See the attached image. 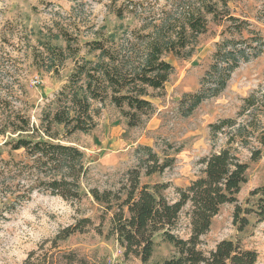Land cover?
Instances as JSON below:
<instances>
[{"label": "trees", "instance_id": "trees-1", "mask_svg": "<svg viewBox=\"0 0 264 264\" xmlns=\"http://www.w3.org/2000/svg\"><path fill=\"white\" fill-rule=\"evenodd\" d=\"M134 0L130 4L112 2L108 9L120 22L108 34L105 27L93 40L82 46L71 47L66 32L54 37L66 42V49L44 44L48 58H34L45 72L58 73L64 61L71 59L74 69L66 83L46 104L40 119V127L30 119L15 113L12 132L18 138L4 145L11 152L23 150L24 160L0 159V198L8 193L17 195L14 202L28 199L38 189L68 202H80L91 196L104 208L109 219V235L116 238L126 259L137 258L149 264L157 241L175 248V254L153 264H257L258 254L244 249L231 240L219 242L215 249H201L203 237L211 230L213 219L227 204H235V223L248 225L241 218L244 211L238 206L237 196L247 182L248 165L241 161L233 143L239 139L244 146L252 142V161L262 156L264 148V92L244 98L241 116H247L249 125L234 119H222L210 124L214 137L225 134L227 146L202 159L201 175L191 181L186 189L177 188L178 200L171 202L163 194L168 184H143L142 176L151 178L172 166L173 160L162 159L149 147H138L136 152L145 154L139 167L125 173L122 185L116 191H100L87 183L91 167L85 154L77 147L64 144L77 133L89 134L96 127V119L106 104L120 111L127 127L136 128L155 112L152 100L163 93L166 84L175 74V68L167 58L190 59L200 38L208 33L209 17L218 25H226L222 40L215 43L210 65L201 78L200 87L186 93L179 101L183 117L191 116L205 101L216 98L228 86L233 73L242 63L259 58L264 52V39L260 31L252 29L249 21L236 17L229 4L234 0ZM244 33L248 34L245 38ZM237 37L239 39H237ZM90 57V58H89ZM253 124V125H251ZM237 126V127H236ZM26 136V137H25ZM0 153V157H1ZM17 171L18 185L13 192L8 175ZM144 171V172H143ZM17 193V194H16ZM264 196L259 188L252 196ZM8 201H11L8 200ZM11 205V202L10 204ZM259 217L264 219V207L259 206ZM186 218L188 234L180 236V226ZM88 219L80 220L58 237L66 240L82 231ZM30 255L24 264H66L77 261L74 253L44 254L34 259ZM97 264H108L98 262Z\"/></svg>", "mask_w": 264, "mask_h": 264}, {"label": "rangeland", "instance_id": "rangeland-1", "mask_svg": "<svg viewBox=\"0 0 264 264\" xmlns=\"http://www.w3.org/2000/svg\"><path fill=\"white\" fill-rule=\"evenodd\" d=\"M130 4L134 0H0V159L24 160L23 150L11 152L6 142L17 139L13 134V116L19 113L40 127L42 112L54 94L66 83L74 69L71 59L64 61L58 73L45 72L34 58H48L44 44L66 49V42L54 39L66 32L71 47L82 46L94 39L95 34H108L120 22L110 13L112 2ZM165 5V0H160ZM236 17L252 24L264 39V0H234L229 4ZM226 25H216L209 17L208 33L199 40L194 55L188 59L167 58L175 68V74L166 84L163 93L152 100L154 114L144 118L136 128L127 127L119 110L106 104L96 119L97 127L89 134L77 133L64 144L81 150L91 170L87 183L100 191H116L130 170L139 167V160L146 155L137 153L138 147H149L161 157L173 160L172 166L151 178L142 176L143 184H168L165 197L178 200L177 188L186 189L191 181L201 175L202 159L227 146L225 134L214 137L210 124L222 119H234L237 126L249 125L247 116H241L244 98L264 92V52L249 63H242L233 73L225 91L216 98L203 102L189 117L179 111V101L186 93L195 92L210 65L215 43L222 40ZM248 37L247 33L243 35ZM237 39H239L237 37ZM90 58V57H89ZM264 126V116H260ZM253 125V124H251ZM236 126V127H237ZM26 137V136H25ZM232 147L242 162L248 165L247 182L237 196L238 206L244 211L241 218L248 221L235 223V204H227L213 219L210 232L203 237L201 249L210 252L223 240L239 243L244 249L258 254V263L264 264V219L256 213L264 207V196L252 193L264 188V148L262 156L252 161V142L244 146L237 139ZM144 172V171H143ZM18 173L8 175L12 191L18 185ZM0 188L2 185L0 183ZM0 192L2 189H0ZM17 194V193H16ZM17 195L8 193L0 198V264H24L35 253L34 259L44 254L74 253L73 264H142L137 258L126 259L116 238L109 235L111 215L89 195L80 202H68L35 189L25 201L14 202ZM11 201H8L10 200ZM11 202V205H9ZM90 223L66 240H58L64 230L75 227L82 220ZM180 236L187 237L186 218L180 226ZM175 254V248L157 241L149 264L162 262ZM56 264H66L55 260Z\"/></svg>", "mask_w": 264, "mask_h": 264}]
</instances>
